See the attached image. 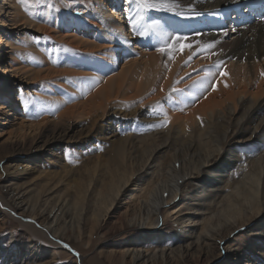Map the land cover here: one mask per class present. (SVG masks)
Here are the masks:
<instances>
[{"label":"bare ground","instance_id":"bare-ground-1","mask_svg":"<svg viewBox=\"0 0 264 264\" xmlns=\"http://www.w3.org/2000/svg\"><path fill=\"white\" fill-rule=\"evenodd\" d=\"M146 2L156 6L146 7L145 0H126V5L123 6L121 3L118 5V0H115L116 6L110 10L109 0H100L101 6H104L101 9L102 17L99 18L101 21L87 16L83 9L80 18L70 17L64 25L58 19L54 22L48 21L50 16H47L44 21L47 20L48 24L44 27H39V24L30 21L28 13L25 15V11L20 12L16 7L17 4L12 5L13 13L8 17V21L13 29L25 25L31 26L30 28L38 33L47 34L51 38L55 37L61 42L60 44L72 49L61 62L65 70L57 69L52 62L54 67L50 68V62L44 58V63L49 67L45 65L47 67L45 69L29 68L27 71L30 86L37 85L41 79L49 80L55 77L74 80L76 87L64 86L65 89L77 95L76 101L71 106H68L70 104L68 100H62L63 97L57 96L61 94L60 89L52 88L49 91L51 93L46 97L51 100L48 102L51 106L47 109L51 107L54 110L57 107L59 109L57 115L56 111L54 114L47 115L48 112L45 113L43 109H36L35 101L30 104L31 108L24 109L25 100H22L20 96L15 97L5 85L0 86V163L21 158L34 165L38 164V168L26 165L23 170H20V167H23L18 162L8 166L7 176L3 180L4 184H8L3 187L5 192L1 194L11 198L8 203L15 211H19L21 217L28 218L30 221H40L47 231H54L59 235V230L55 229V225L58 224L53 225L61 220L58 215L63 214L66 221L72 216L71 203L81 206L86 201L81 188L83 185L79 188L73 185V188L68 185V182L66 184L68 186H65V180L72 179L77 172L66 169L62 164L63 155L54 150H58L62 145L78 146L83 140H97L101 136L105 137L101 139L107 140L115 139V137L120 139L124 136L123 129H128L127 125L131 124L130 129H132L136 124L152 123L145 113L148 105H152L154 109H161L159 111L165 119L170 121L171 128L156 131L157 137L152 139H149L150 136L144 137L145 140H152L148 148L144 149V145L138 147L131 141H121L116 144L111 153L112 159H109L108 163L102 164L104 159H101L97 169L108 168L114 182L123 174L121 171L127 167V164L132 162L129 164L130 168L131 165L136 164L131 175L124 173L128 177L125 178V176L126 181L124 182L123 179L122 186L115 189L116 196L123 188L125 193H122V196L126 195L129 184L134 183L131 181L136 180L135 184L144 182L143 177L150 175L149 170L152 165L156 163L160 154L168 151L167 148L175 150L173 156L178 157L176 161L182 164L185 172L182 185L189 189L193 188L195 183L203 182L204 174L217 179V175H222L228 166L234 168L237 163H240L241 158L233 153L236 152L235 147L264 144V139L258 138L262 135L261 132L264 133V74H262L264 73V20L257 21L251 26L237 20L240 26L233 30L234 34H230L227 29L228 21L235 19L230 15L264 1L146 0ZM61 24L63 26H60ZM73 27L75 31L70 33ZM93 27L101 29L100 35L104 37V43H101L102 40L99 38L93 40L88 37ZM193 34L195 36L192 37ZM14 44L8 40L4 41L0 34V67L5 75L16 70L15 64H10L13 68L10 71L4 63L8 53L6 50L13 48ZM139 47L141 52L138 51ZM76 50L78 54L74 53ZM121 54H123L122 61L118 57ZM69 58L77 59L73 61ZM90 67H99L100 70L92 74L81 71L83 68ZM7 80L9 81L10 77H7ZM63 82H59L60 85H63ZM70 97L73 95L70 94ZM114 103H119L123 108L131 107V109L124 112H112ZM76 116L84 120L79 124L73 123L71 120ZM176 124L180 130L173 133V126ZM203 126L208 128L207 133L202 132ZM186 130H190L189 133ZM215 143L217 147H214ZM45 160L52 163V167L60 168L61 171L57 170L58 168L42 171L40 166ZM259 163L255 160L246 161V165L243 163L239 166V172L242 169L257 170L262 179L264 161ZM44 173L51 183L48 188L49 194L56 201L58 200V207L55 205L56 211L53 210L50 214L47 212L45 215L40 210L37 212L33 208L25 209L31 203L27 200L32 191L30 185H35L36 181L28 182V180L32 176L42 177ZM1 178H3L2 175L0 180ZM211 179H204V183H211ZM230 179L231 183H229ZM230 179L229 177L224 179L225 185L218 187V198L214 204L210 196L213 191L204 193V190V194H199L198 191L193 193L192 201H202L206 197L209 200L204 204L205 206L203 205L204 212L199 213V209L192 206L186 209H184L185 206L183 208L178 204L176 206L175 197L173 202L168 200L167 205L172 204L177 207L172 210L171 218L175 217L174 221L184 220L183 227L189 228V234L182 236L177 248L171 249L170 253L164 248L158 251L159 253L139 249L122 252L123 263L126 262H124L126 257L132 258L131 263H155L160 259L163 262L165 259L170 264L178 258L183 264H187L193 249H201L196 261L202 264H221L223 261L224 264L260 262V255L264 253V241L261 239L264 237V176L262 191L258 188L260 181L257 184L254 183V186L250 185L255 189L254 195L250 196L252 201L248 202V197L243 198L244 203H241L243 209L238 214H231L233 217L228 215L229 218H226L225 222L223 220L217 224L213 223L214 219L212 220L211 217L205 218L201 224L195 219L199 215L210 216V212L215 210L222 200L225 202L224 199L219 200V198H224L223 193L233 187L235 189L238 184L233 175ZM23 181L25 183L21 184ZM215 183L212 182V187L216 188ZM105 185L101 187L102 190L100 189L101 196L107 195L106 193L113 187V185L109 186L110 184ZM132 192L129 202L139 199L140 211L151 207L149 186L141 183L138 189ZM215 197L217 195H214ZM207 199L203 202H207ZM232 199L235 202H242L237 195H233ZM163 206L164 204H159L154 209L151 207L147 213L150 216L147 224L139 222L137 213L134 214L129 219L132 224H128L127 229L148 226H153L155 229L157 219L163 212L155 211L162 210ZM108 210V213L112 212V208ZM186 211L191 212L188 214ZM167 213V210L164 211L163 217ZM185 215L189 218L179 219ZM53 218L56 219L55 222H51ZM201 227L202 230L198 232ZM244 229H249L248 233L257 237L250 250L244 252L238 248L231 253V248L226 247L229 250L226 257L222 254L217 255L221 245L229 242L236 231ZM33 232L36 233L35 230ZM157 238L162 239L163 236L157 234L154 240ZM191 240L194 242L189 244ZM183 241L188 244L181 245ZM61 244L65 245L64 242ZM19 245L18 241L10 243L8 254L15 255L13 262H7V258L2 260L3 257L0 255V264H42L36 245H31L29 252L23 251ZM250 251L252 253H248ZM255 251L261 252L255 255ZM142 256L145 257L141 259ZM116 258L112 255L111 262L113 263ZM262 261L264 262V259Z\"/></svg>","mask_w":264,"mask_h":264},{"label":"rangeland","instance_id":"rangeland-1","mask_svg":"<svg viewBox=\"0 0 264 264\" xmlns=\"http://www.w3.org/2000/svg\"><path fill=\"white\" fill-rule=\"evenodd\" d=\"M119 3L125 6L126 0H119ZM14 4H17L16 7L19 8L20 12L25 11V15H27L28 13L27 16L28 18H30V21L34 22L35 24H39V27H44L46 26V24H48V21L54 22V20L56 19L60 20V22H63L62 24L64 25V22L66 24V21L70 17L80 18L81 13H83V9V11L87 13V16L100 20L99 18L102 17L101 9L103 5L101 6L100 0H25L24 3H21L20 0H0L1 38L4 41L8 40L12 43H15V46L13 48L6 50V52L8 53L5 56L4 63L10 71L13 70V68L10 67L11 63L15 64L14 68L16 69L14 70L15 72H10L5 75L1 71L2 69L0 67V86L5 85L7 90L11 94H13L15 97L20 96L22 100H25L24 109H27L28 107L31 108L32 105L30 104L35 101L36 109H43L45 113L48 112L46 113L47 115H51L52 113L54 114L56 111L57 115V112L59 110L57 107V109L55 108L54 110L51 109V107L47 109L49 106H51L48 103L51 100H49L50 98L46 99V97L49 93H51L49 91L52 90V88L54 90L60 89L61 94H58L57 96H61V98L63 97L62 100H68V102L70 103L68 106H71V104L76 101L77 95L74 92L72 93L71 90L65 89L64 86L68 87L72 85L73 88L76 87L74 80L70 78L67 79L65 77H55L49 80L41 79V81L37 85L30 86L27 71L29 68L41 70L49 67L44 63V58L47 59L50 64L51 62L52 64L54 63V66H56L57 69L65 70V67L63 66L64 64H62L61 62L63 61L65 56L72 51V49L70 47L68 48L64 44H60L61 42H59L58 39L56 40L55 37L51 38V36H48L47 34H43L41 32L38 33L36 30H33V28H30L31 26L29 27L25 25L20 26L17 29H13L11 23H9L8 21V17L13 13V11L11 12V8ZM109 6L110 10L113 9L116 6L115 0H109ZM47 16L50 17L48 18V21L46 20L45 22L44 19ZM62 24L60 26H63ZM227 29L230 34H234V31H231L228 27ZM74 31L75 28L73 27L69 32L71 33ZM100 32L101 29L99 27H93L88 37H91V39L93 40L94 38H99V40H102L101 43H104L103 41H105V39L102 35H100ZM193 36H195V34H193L192 37ZM133 42L135 43V41ZM138 51L141 52V47H139ZM74 53L78 54L77 50ZM121 56H123V54L118 56L121 59L120 61H122ZM76 59L77 58H69V60L73 61ZM52 64L50 68L54 67L52 66ZM99 70V67H90L83 68L81 71H86L92 74L98 73ZM7 77H10L9 81L7 80ZM62 81H64L63 85H60L59 82ZM64 91L71 92L70 94L71 96L73 95V97H70V94L65 93ZM64 95L66 96L64 97ZM31 96L33 97L31 98ZM112 107V112H124L131 109V107L123 108L119 103H114ZM159 110L161 109H154L152 105H148L145 113L147 115V119L149 117V120H152V123L136 124V126H133L132 129H130L131 124H129L127 125L128 129L126 127V129H123L122 133L124 136H122L120 139H116L115 137V139L107 140L101 139L105 138L101 136L97 140H83L82 143L78 146L74 144L62 145L58 150H54V152H60L63 155L64 158L62 164L66 169L70 170V172L71 170H73L74 173L77 172L72 179L65 180V186L67 187L69 185L73 187L74 185L75 187L79 188L83 185L81 188L84 191L86 199L84 205L82 204L83 206H75L73 203H71L72 207L70 209V214L72 216L69 217L66 221L64 219L66 217L63 216V214H57L59 219L61 218V220H59L58 223H54L53 225L58 224L55 225V229L59 230V235L54 231L51 232L45 230L40 221H30V219L28 218L21 217L19 215V211H15L12 205L8 203V201H11V198L5 194L3 195V197L1 194L5 192L3 187L8 184L3 183V180L7 176L8 166H12L13 163L15 165V163L18 162L23 167H20V170H23L25 169L24 167L26 165L28 167L33 166L35 168H38V164L34 165L30 162H26L21 158L2 161L0 163V176L2 175L3 177L0 180V255L3 258L1 259L3 260L7 258V262H13L12 260L14 259L15 255H11L10 253L8 254V247L10 243L14 241H18L20 243L19 247L25 252H29V248L36 245V249H39L38 251L42 260V262L40 263L42 264H121L123 263V259L121 258L122 252H126L128 250L132 251L133 249H139L145 252L149 251L150 253H159L158 251L164 248L165 251L169 250L170 253L171 249L177 248V246L179 245L178 243L180 242V238L189 234V228L183 227L184 220H181L182 222L180 220L174 221L175 217L171 218L170 214L172 213V210L177 208L175 207V205L177 206L178 204L182 208L185 206L184 209H186V207L188 208L189 206H192L195 209H199V213H201L204 212V204L209 202L207 197V202H203L206 199L202 201H192L191 199L193 193L195 194V191L196 193L198 191L199 194H202L204 190V193L213 191L210 196L211 201L213 202L212 204H214L216 203L215 200L218 198V187L225 185V183L223 182L224 179H227L228 177L230 179L233 175L238 182L235 189L234 187L231 190L226 189L227 191L224 192L222 196L224 198H219V200L224 199L225 202H223L222 200L223 203H219L218 207L212 211L213 213L210 212V216L205 215V217H203L199 215L196 216V218L195 216L192 217V220L195 218L196 221H200L199 224L203 223L205 221V218L210 219V217L212 218V220L214 219L213 223L217 224L219 223V221L223 220L225 222L226 218L233 217V215L238 214L243 209V204H241L244 203L243 198L248 197V202L252 201V197L250 196L254 195L255 189L250 187V185L254 186L258 181H260L258 182V188L260 189V191H262L261 186L264 175H262V179H260L258 175L259 171H253L250 169H247V171H245L244 169H242V171L239 172L240 169L238 168L243 163L244 165H246V161L249 162L250 160L259 161V164H261L264 161V144H261V147L257 145H249L246 147L237 148L235 147L234 150H236V152L233 153H235L238 158H241L240 163H237L234 168L228 166L222 175H217V179L216 177H210L209 175L204 174L203 182L195 183L196 185H194L193 188L189 189L185 185H182L185 172L183 170L182 164L176 161L178 157H175L176 155L173 156L175 150L172 148H167L168 151L160 154L158 156V159H156V163L152 165V168L149 170L150 175H147V177H143L144 180L142 181L144 182H137V184H135L136 180H133L131 182L134 183L129 184V187L127 189L128 191L126 190V195L122 196V193H125L123 188L119 195L116 196L117 194L116 192H114L115 189L117 190V187L120 188L122 186V183L126 181L125 178H127L129 174L132 173V169H134L133 167H135L136 164L134 166L131 165L130 168L129 164H132V162H128L129 164L126 163L127 167L121 171V174H123L120 175L121 177L119 176L118 178H116V182H114V179H112L111 175L108 172V168L106 169L105 167H103V170L99 168V170L97 169V167L99 166V162L101 161V159H104V163L102 162V164H106L109 162V159H112L113 154L111 153L115 149V146L118 142L131 141L134 144H137L138 147L144 145L145 149L149 147V142H151L152 140H145L144 137L150 136L149 139H152L154 137H157L158 130H169L171 128L170 121L168 119H165L162 115V112H160ZM83 120L84 119L82 117L76 116L71 121L73 123L77 122V124H79ZM165 123L166 126H164ZM178 129L180 130V127L177 124L174 125L172 130L173 133H177L179 131ZM187 131L188 130H186V132ZM189 131L187 133H189ZM202 132L207 133L208 128L203 126ZM261 133L262 135L258 136V138L262 137V139H264V133ZM262 139L260 140L263 141ZM214 145V147H217V143H215ZM40 167L42 168V171H52L53 169L58 168L56 166L52 167V163L46 162V160ZM57 170L61 171L60 168H58ZM124 173H126L128 176H126ZM206 178H212V182H216L215 184L217 185V187H212V182L209 184H205L204 179L206 180ZM220 179H222V181H218ZM32 180H36L38 182L35 181V185H30V187H32V191L28 195L27 200H29V202L31 203L27 207H25V209L27 210V208H33L34 211L37 212L38 210H40L42 211V213L44 212V215L47 212H49L50 214L53 210L55 212V205H57L58 207V200L56 201L55 198L51 194H49L48 188H50L51 183L48 181V178L45 177V173L42 177L39 178L32 176L28 180V182ZM231 181L232 180L230 179L229 183H231ZM68 182L71 184H69ZM23 183L25 182H21V184ZM67 183L68 185H66ZM141 183L149 186V203L153 209L154 207L159 206V204H164V208L162 210L155 211L158 213L163 211L162 215H160L159 219H157L158 223L155 229L153 228V226H148L147 228L133 227L127 229L128 224H132L130 223L129 219H131L132 216L136 213L137 220H139V222H141L142 224H147L149 221L150 216L147 213L149 212L151 207L147 208L146 210L140 211L138 207V202L140 201L139 199L132 203L129 202L131 201V198L129 197L133 193L132 190H137ZM45 184L47 186H45ZM105 184H110L109 186L113 185V187L109 190V192L106 193L107 195L101 196L99 192L100 189L102 190L101 187H103ZM69 188L70 190H73L74 187ZM180 189L182 192L180 191ZM21 194L23 193L21 192ZM214 195H217V197L214 198ZM233 195H237L242 200V202H235V198L232 199ZM174 197L175 205H167V201H172ZM219 200L217 201V203L219 202ZM41 206H43V208H41ZM53 206L55 207V209ZM108 207L112 208V212L108 213ZM166 210L168 211V213L163 217L164 211ZM190 212L186 211V213L188 214H190ZM182 218L188 219L189 217L185 215L184 217H180L179 219ZM51 220V222H53L56 219L53 218ZM182 228L184 229L181 230ZM199 229L200 230L198 232L202 230V227ZM33 230H35L36 233H34ZM248 231L249 229L236 231L229 242L221 245V250L217 253V255L222 254V256L224 255V257H226V255H228L227 253L229 252V250L227 249L228 247L231 248V253L237 251L238 248H240L244 252L250 250L252 248L251 245H253L254 241L256 242L257 237H253L252 233H248ZM195 233L193 234L194 236ZM157 234H161L163 238H157V240H154V236ZM208 234H210V236L212 235V233ZM261 239L262 241H264V237ZM61 242H64L65 245H62ZM191 242L194 241L191 240L189 244ZM181 243V245L184 246L188 244L186 241H183ZM200 250H191L189 257L190 263L188 262L187 264H202L196 261L200 256ZM255 252L256 253L254 254L256 255L257 253L260 254L261 251ZM248 253L252 252L250 251ZM111 254L117 257L114 261L115 263L111 262ZM262 254L264 253H261V261L259 260L260 262H256L257 264H264V262L262 261V259H264V256ZM145 256H142L141 259H143V257ZM125 259L126 260H124V262H126L123 264L144 263H131L132 258L125 257ZM223 262H221V264H224ZM164 263L168 264L165 259L163 262L160 259L155 263L151 262L146 264ZM170 264L183 263L177 258V261L174 260Z\"/></svg>","mask_w":264,"mask_h":264},{"label":"snow or ice","instance_id":"snow-or-ice-1","mask_svg":"<svg viewBox=\"0 0 264 264\" xmlns=\"http://www.w3.org/2000/svg\"><path fill=\"white\" fill-rule=\"evenodd\" d=\"M20 2H21V3H24L25 0H20ZM145 6H146V7H155L156 5H155V4L149 5V4H147V2H146V0H145ZM169 10H171V8H169ZM207 47H212V45H207ZM160 50L163 51V49H160ZM262 74H264V73H262ZM173 91H176V89H173ZM164 126H166V123H165Z\"/></svg>","mask_w":264,"mask_h":264}]
</instances>
